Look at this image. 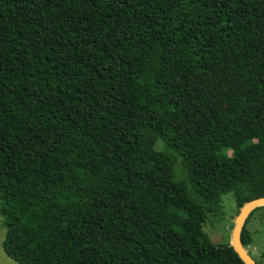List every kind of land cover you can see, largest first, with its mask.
<instances>
[{"label":"trees","instance_id":"obj_1","mask_svg":"<svg viewBox=\"0 0 264 264\" xmlns=\"http://www.w3.org/2000/svg\"><path fill=\"white\" fill-rule=\"evenodd\" d=\"M229 193L264 197V0H0L9 258L245 264L204 231Z\"/></svg>","mask_w":264,"mask_h":264},{"label":"rangeland","instance_id":"obj_2","mask_svg":"<svg viewBox=\"0 0 264 264\" xmlns=\"http://www.w3.org/2000/svg\"><path fill=\"white\" fill-rule=\"evenodd\" d=\"M156 147L170 156L176 166L179 178L185 177L186 173L182 167L181 158L161 142H158ZM221 205L222 208L217 214L208 215L204 231L214 243H232L236 219L240 214L234 193L224 195ZM247 229L250 230L253 241L252 245L248 247V251L259 264H264V206L253 214L247 224ZM5 237L6 228L3 218L0 216V264H19L6 255L3 248Z\"/></svg>","mask_w":264,"mask_h":264},{"label":"water","instance_id":"obj_3","mask_svg":"<svg viewBox=\"0 0 264 264\" xmlns=\"http://www.w3.org/2000/svg\"><path fill=\"white\" fill-rule=\"evenodd\" d=\"M264 206V197L257 198L247 203L240 211L236 219V225L232 235V247L245 264H257V261L249 253L242 242V231L250 214L257 208Z\"/></svg>","mask_w":264,"mask_h":264},{"label":"built area","instance_id":"obj_4","mask_svg":"<svg viewBox=\"0 0 264 264\" xmlns=\"http://www.w3.org/2000/svg\"><path fill=\"white\" fill-rule=\"evenodd\" d=\"M248 249V248H247Z\"/></svg>","mask_w":264,"mask_h":264}]
</instances>
